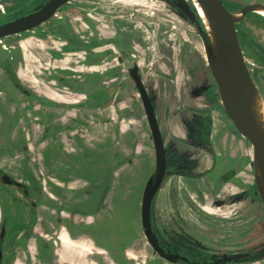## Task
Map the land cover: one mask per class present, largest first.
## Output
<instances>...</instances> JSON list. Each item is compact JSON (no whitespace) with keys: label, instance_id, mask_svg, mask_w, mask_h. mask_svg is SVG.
I'll return each instance as SVG.
<instances>
[{"label":"rangeland","instance_id":"rangeland-1","mask_svg":"<svg viewBox=\"0 0 264 264\" xmlns=\"http://www.w3.org/2000/svg\"><path fill=\"white\" fill-rule=\"evenodd\" d=\"M41 1L0 0V21ZM186 1L198 16V0ZM88 35L99 40L115 37L120 54H133L139 62L166 139L168 160L172 150L186 152L184 145L203 147L206 141L200 128L212 142L217 170L196 181L198 189L190 183L186 188L175 176L161 183L150 211L159 242L188 254L263 248L264 206L255 185L253 146L223 112H216L217 84L196 26L171 0H70L40 26L3 37L0 44V168L24 183L34 180L40 192H31L25 199L15 187L0 184V210L9 232L5 255H11V263L183 264L156 254L142 231V192L155 167L148 122L138 92L132 86L116 89L122 78L104 71V65L111 62L99 66L94 63L100 57L98 50L89 51L85 59V47L66 42L67 37L82 40ZM6 67L30 94L15 88ZM258 84L264 94V70L258 73ZM116 91L117 98H113ZM28 99L51 102L57 113H63L66 127L74 131L63 138H49L41 125L34 129L28 123L30 136L25 141L24 134L17 132L22 127L17 119L22 108L27 109L23 102ZM78 100L80 104L75 103ZM58 101L60 106L54 103ZM34 113L42 120L50 119L41 111ZM175 117L186 123V139L180 137L185 127L171 121ZM207 119L209 126L203 121ZM189 147L188 153H201ZM193 165L200 171L204 168L200 160ZM226 172L232 178L224 183L218 174L227 176ZM54 177L108 182L112 192L107 208L93 216L55 212L51 207L59 200L49 188ZM219 196L225 204L215 206L213 200ZM86 198L79 191L67 201L80 209L83 205L73 200ZM31 201L35 202L33 210ZM182 204L200 222L185 225L183 231L176 219ZM201 214L202 218L196 216ZM21 229L22 235H17ZM61 232L72 244L60 241ZM20 242L24 246L17 247ZM44 242L49 248H43ZM229 264H264V258Z\"/></svg>","mask_w":264,"mask_h":264},{"label":"water","instance_id":"water-1","mask_svg":"<svg viewBox=\"0 0 264 264\" xmlns=\"http://www.w3.org/2000/svg\"><path fill=\"white\" fill-rule=\"evenodd\" d=\"M68 1L47 0L30 11L10 21L1 23L0 38L38 26L50 19L56 10ZM198 2L210 22L214 40L213 46L210 44L203 21L199 20L189 3L186 0H174L179 10L198 30L210 72L217 84L218 94L224 111L232 120L235 127L252 143L255 185L264 206V129L256 121L253 111L254 98L258 91L245 62L235 28L236 22L240 21L248 11L255 10L261 4H250L241 10L240 16H235V13L230 12L226 8L222 0H198ZM130 75L135 82L141 98L155 155L154 170L146 180L142 192L140 209L142 231L156 254L170 262H177L180 255L167 251L160 245L156 233L152 230L150 218L152 201L166 172L167 149L153 103L137 73V66L130 69ZM12 79L14 80V77ZM0 182L17 187L23 186L21 182L6 173H0ZM214 204L220 206L223 204V200H216ZM3 234L4 227L1 228L0 241L3 238ZM263 258L264 247L232 254L212 255L202 262L184 259L186 264H208V260L215 261L212 264H225L229 261L240 263Z\"/></svg>","mask_w":264,"mask_h":264},{"label":"flooded vegetation","instance_id":"flooded-vegetation-1","mask_svg":"<svg viewBox=\"0 0 264 264\" xmlns=\"http://www.w3.org/2000/svg\"><path fill=\"white\" fill-rule=\"evenodd\" d=\"M46 1L47 0H43V1L35 4L31 8H29V9L15 15L13 17H10V18H7L3 21H0V24L7 22V21H10V20L14 19L15 17L30 11L34 7L45 3ZM171 1L176 6V4L174 3V0H171ZM222 1H223L224 5L226 6V8L230 12H233V13L239 12V11L241 12V10L243 8H245L246 6H248L250 4H261L260 7H262L264 9V0H222ZM68 2H66V3H68ZM65 4H63L62 6H64ZM61 7H59L58 9H60ZM58 9L56 10V12L58 11ZM56 12H55V14H56ZM41 24H39L38 26H40ZM38 26H36V27H38ZM36 27H34V28H36ZM34 28H32L30 30H33ZM235 28H236V33L238 36L239 44H240V47L242 49V53H243L245 62L247 64L248 70L251 74V77L253 79V82H254L258 92L264 98V94L262 93L260 85L258 84V73H260L264 70V14H262L261 12H258L256 9L248 11L240 21L235 23ZM30 30H26V31H30ZM23 32H25V31H23ZM20 33H22V32H20ZM16 34H19V33H16ZM16 34H12V35H16ZM8 36H11V35H8ZM128 36H129V34H128ZM66 42L67 43L76 42L75 46L85 47L83 49V52L86 54L85 59H87L89 51H91L92 49L98 50L100 52V54H99L100 57H99V59L95 58L94 63L99 65V66H103V64H108L111 62V64H109V66L104 65V68H105L104 71L108 72V73L112 72L114 78H120V77L122 78L115 85L116 89H119L121 87L125 88V87L132 86L134 88V90L137 91V88L135 86V82L130 75V69L133 68L134 66H137V73L139 74V76H140V78H141V80H142V82H143V84H144V86L148 92V89L145 85V81L143 80V77H142L141 67L139 65V62H137V60L134 58L133 54L129 53L128 57H125V56H123V54H120V52H119V40L116 39L115 37L104 38L103 40H99L98 38H91L90 39L89 35L86 37V39H82V40H77L75 38L67 37ZM116 47L118 50H115ZM64 49H71V48L70 47H64ZM117 51L119 53L116 55V58L114 59L112 57V55ZM112 61H115V62L112 63ZM120 66H123V67L121 68ZM8 74L10 75L11 79H12V77H14L13 76L14 73L12 72V70L10 68H9ZM12 82H13L15 88H17L22 94H25V95L30 94V91H28L19 81H17L15 79V77H14V80L12 79ZM103 94H104V91L101 90L100 95H103ZM148 94H149V92H148ZM117 95H118L117 91L114 92L113 98H117ZM138 97H139V100L141 102V98L139 96V93H138ZM218 98H219V104L221 106L222 112L228 118L229 122H231L233 124L232 120L229 118V116L226 114V112L224 111V109L222 107L219 94H218ZM150 99H151V97H150ZM208 101H210V99H208ZM141 104H142V102H141ZM153 106H154V110H155V113L157 116L155 105L153 104ZM203 121L204 122L207 121L208 125L205 122V124L207 126H209L211 124L209 119L203 120ZM158 123H159L160 130H161L162 129L161 123L159 121H158ZM182 125L185 127L184 132L187 134L188 133V130H187L188 127H187L186 123L183 122ZM234 127H235V125H234ZM198 130H201L202 132H204L203 138L206 141V144L203 145V147L202 146H200V147H192V146L189 147L188 146V147L191 148L192 151H193V148H196V150H198V151L200 150L199 152H201V153H191V152L188 153V150H189L188 147H187L186 152H182V153L179 152L178 154H176V151L172 150L173 154L170 156L171 159L168 160V158H167L168 147L166 146V149H167V151H166L167 167H166V172H165V175H164L162 182L167 181V179L170 178L171 176H175V177L180 178L181 181H183L186 188H187L188 183H190V184H192L193 187H196V189H198V187L196 185V181L200 182V181L205 180L206 178H209V176L210 175L212 176V174L217 170L216 167L214 166V161H215L216 157H215V155H213L214 150L212 147V142L210 140H208V141L206 140L207 136H209V135H207L205 130L202 128H200ZM237 131L239 132L240 136H242L245 139H248L238 129H237ZM161 133H162V130H161ZM162 136H163V133H162ZM202 153H204V154H202ZM200 154H202V156H200ZM200 157H202V158H200ZM197 159L200 160L201 164L204 165V168L201 171L197 167L194 168L193 164H194V162L198 161ZM204 160H207L208 163H205ZM205 164H207V165H205ZM0 173L1 174L6 173V174L10 175L9 173L2 170L1 168H0ZM226 173H227V176L225 173L218 174V178H219V180H221V182L226 183L232 178V174L230 172H226ZM10 176H12V175H10ZM14 179H16V178H14ZM16 180L19 181L18 179H16ZM19 182H21L23 184V186L17 187L14 185L2 184L1 182H0V184L5 185V186L15 187L17 189V191L20 192V194L25 199L30 197L31 192L33 194L40 193L38 186L34 185V183H35L34 180L32 181L33 184L32 183L31 184L24 183L22 181H19ZM110 186H111V184H109L108 182L105 183L101 179H98V178H92V179L90 178L89 182L87 179L79 182L78 178L67 177L66 179H59L57 177L56 178L54 177V180H49V188L51 190L53 198L56 199L57 201L59 200V203H54V205H52L51 208H53L55 210V212H57V213L58 212L61 213L62 211H66L69 215L70 214L89 215L86 212H91L90 214H92V215L98 214L100 211L105 210L107 208L106 207L107 206L106 199L109 197L110 192H112V186L111 187ZM79 191H82V193L84 195L88 196V198H86V200L84 202L76 200V199L73 200L74 204H82L83 205L80 209L73 207L72 205H69V202H71V201H67L68 198L73 199L75 197L76 193ZM81 199H83V198H81ZM224 199L225 198L219 196V197L215 198L213 201L223 200L222 205H224L225 204ZM213 204H214V202H213ZM222 205H220V206H222ZM34 208H35V202L31 201L30 210H33ZM192 211H193V213H195L194 210H192ZM196 216L201 217L204 215L201 214V215H196ZM195 218H196L195 216H193L192 214H189V212L186 210L184 204H182L181 209L177 210V212H176L178 229L183 231L184 230L183 228L185 227V225L194 226V224L200 223ZM0 219H1L0 220V232H1V228L4 227L3 238L0 241V246H1L0 264H13V263H11V260H12L11 255H8V256L5 255V243H6L9 232H8V223H7L8 220H7L6 215L2 209L0 210ZM22 231H23V229H21V231H19V234H17V235H22ZM183 234H185V233L183 232ZM61 235H64V237H62ZM23 239H25L24 235L21 237V241ZM59 239L63 243L65 242L64 240H66L68 242H65V243H68V244L71 243L72 244V241L69 239V237L64 232L60 233ZM13 243H15V242L12 241V245H13ZM160 245L167 251H170L173 253H178L180 255V258L178 261L182 262L183 264H186L184 258L194 260L197 262H202L203 260L210 258L212 255H222V254H232V253L244 252L242 250H240V251H210V252L191 251L192 253H190L191 254L190 255L186 251L185 252L181 251L179 249V247H171V248L165 247L161 243H160ZM19 246H24V244H22V243H21V245L17 244V247H19ZM43 248H45V249L49 248V247H47L46 242L43 243ZM245 251H250V250H245ZM28 258L31 259L32 256H30ZM37 258H39V257H37ZM208 262H209L208 264H212L215 261H212V260L209 261L208 260ZM229 263H236V262L229 261L226 264H229ZM240 263H244V262H240ZM26 264H29V263L27 262ZM30 264H34V263H30Z\"/></svg>","mask_w":264,"mask_h":264},{"label":"crops","instance_id":"crops-1","mask_svg":"<svg viewBox=\"0 0 264 264\" xmlns=\"http://www.w3.org/2000/svg\"><path fill=\"white\" fill-rule=\"evenodd\" d=\"M66 50H70V49H66ZM23 103H24L23 105L27 106V109H26V107L25 108L23 107L22 111L20 112V114L18 116L17 120L20 119V121L22 122V127L19 126V130H17V132L21 131L24 134V140L25 141H26L27 135L30 136V132L28 131V128H27L28 123L32 127H34V129H35V126L41 125L42 129H43L42 130L43 134H44V132L46 134L48 133L47 137H49V138L53 137V136H55L57 138L58 137L63 138V137L69 136L66 134L67 132L74 131V130L68 129L66 127L67 122H66V119L64 118L63 113H61V112L57 113L56 107H52L51 102H48V101L44 102L42 100L30 101L28 99L27 102L24 101ZM54 103L59 105V106L62 104V102L60 103L59 101L54 102ZM75 103L80 104L81 102H80V100H78ZM216 107H217L216 112L222 113V109H221L220 104H217ZM35 111H41L46 115L48 114L50 119L48 121L42 120L40 117H37V115L34 113ZM53 111H55L54 114L51 113ZM19 117H21V118H19ZM171 121H173V123L176 125V127L177 126L181 127L183 124V120L180 117H175ZM17 124H18V121H17L15 127L17 126ZM15 127L13 128V131H14ZM52 129H55V131H57V132H53ZM180 129H182V128H180ZM77 134H78V132H77ZM180 137H184L183 139H186L187 134L184 132V134ZM163 139H164V141L166 140L164 136H163ZM47 140H48V138H47ZM79 143H82V142H79ZM184 147L187 149L188 145H184ZM86 213L89 214L87 216H93L94 215V214L93 215L90 214L91 212H86Z\"/></svg>","mask_w":264,"mask_h":264},{"label":"bare ground","instance_id":"bare-ground-1","mask_svg":"<svg viewBox=\"0 0 264 264\" xmlns=\"http://www.w3.org/2000/svg\"><path fill=\"white\" fill-rule=\"evenodd\" d=\"M197 14L199 17H201L203 24L205 26V30L207 31V36L210 41V44L213 46L214 40H213V34L210 22L207 18V16L204 14L202 8L198 5L197 6ZM256 10L258 12H261L264 14V9L262 7H257ZM262 10V11H261ZM241 12H235V16H240ZM205 53V51H204ZM206 56V55H205ZM253 111L256 121L259 123V125L264 129V98L261 96L259 92L255 94L254 98V104H253Z\"/></svg>","mask_w":264,"mask_h":264},{"label":"trees","instance_id":"trees-1","mask_svg":"<svg viewBox=\"0 0 264 264\" xmlns=\"http://www.w3.org/2000/svg\"><path fill=\"white\" fill-rule=\"evenodd\" d=\"M6 70L9 72V68L6 67ZM13 76L15 77V79L18 81L17 77L15 76V74H13Z\"/></svg>","mask_w":264,"mask_h":264},{"label":"built area","instance_id":"built-area-1","mask_svg":"<svg viewBox=\"0 0 264 264\" xmlns=\"http://www.w3.org/2000/svg\"><path fill=\"white\" fill-rule=\"evenodd\" d=\"M2 43V38H0V44ZM3 47H5L4 45H2Z\"/></svg>","mask_w":264,"mask_h":264}]
</instances>
